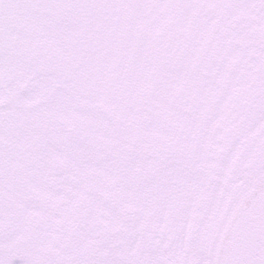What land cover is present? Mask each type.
Segmentation results:
<instances>
[{"label":"snow or ice","instance_id":"obj_1","mask_svg":"<svg viewBox=\"0 0 264 264\" xmlns=\"http://www.w3.org/2000/svg\"><path fill=\"white\" fill-rule=\"evenodd\" d=\"M0 264H264V0H0Z\"/></svg>","mask_w":264,"mask_h":264}]
</instances>
